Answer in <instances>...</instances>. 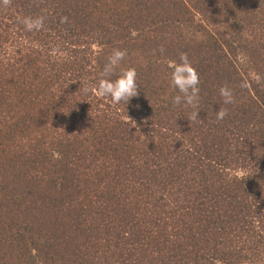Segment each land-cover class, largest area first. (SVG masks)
I'll list each match as a JSON object with an SVG mask.
<instances>
[{
  "label": "trees",
  "instance_id": "obj_1",
  "mask_svg": "<svg viewBox=\"0 0 264 264\" xmlns=\"http://www.w3.org/2000/svg\"><path fill=\"white\" fill-rule=\"evenodd\" d=\"M115 48L127 104L93 91ZM0 264H264V0L0 3Z\"/></svg>",
  "mask_w": 264,
  "mask_h": 264
},
{
  "label": "clouds",
  "instance_id": "obj_2",
  "mask_svg": "<svg viewBox=\"0 0 264 264\" xmlns=\"http://www.w3.org/2000/svg\"><path fill=\"white\" fill-rule=\"evenodd\" d=\"M5 7L11 4V0H0ZM46 17L44 15L24 16L20 23L25 31H39L43 29ZM68 17L61 16L60 23H67ZM160 52L164 49L161 47ZM127 55L126 49L115 48L107 57L106 63L100 73V78L93 91L97 97L110 98L113 104H119L123 101L125 104L138 95L137 72L135 68H120L121 62ZM171 87L177 90L178 94L172 97V103L175 106L185 105L195 109L191 112L189 119L196 121L198 119L200 105V77L196 69L192 66L187 53L181 52L179 60L172 61L169 65ZM117 68H120L117 73ZM115 76V79L111 77ZM261 77L256 76V82L260 83ZM247 83H242L241 87H247ZM89 91V89H85ZM218 94L222 99L223 105L235 103V95L232 88L223 84L218 88ZM228 115V108L221 107L216 112V120L222 121ZM59 154H57L58 156Z\"/></svg>",
  "mask_w": 264,
  "mask_h": 264
}]
</instances>
